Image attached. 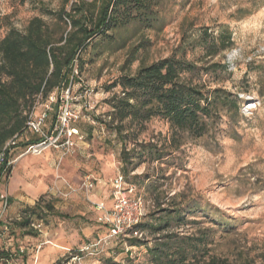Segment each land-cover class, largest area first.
<instances>
[{
    "label": "rangeland",
    "instance_id": "374dc122",
    "mask_svg": "<svg viewBox=\"0 0 264 264\" xmlns=\"http://www.w3.org/2000/svg\"><path fill=\"white\" fill-rule=\"evenodd\" d=\"M79 1L0 0V40L34 17L52 25L49 14L70 13ZM104 2L87 0L96 15ZM222 33L232 34L227 49L219 43ZM172 58L192 62L198 82L238 101L202 138L176 133L160 117L121 122L113 115L115 98H125L123 77ZM76 64L73 82L37 98L57 101L49 128L61 93L70 90L80 114L70 147L27 154L37 140L29 134L8 152L12 165L0 178V194L9 196L11 208L0 221V253L10 257L0 264H153L149 249L175 232L176 221L157 233L143 227L141 237L126 241L109 238L94 209L95 192L83 187L119 174L147 203L144 224L159 225L161 211L180 204L186 222L176 232L212 228L218 257L264 264V0H147L130 19L121 12Z\"/></svg>",
    "mask_w": 264,
    "mask_h": 264
},
{
    "label": "trees",
    "instance_id": "16d2710c",
    "mask_svg": "<svg viewBox=\"0 0 264 264\" xmlns=\"http://www.w3.org/2000/svg\"><path fill=\"white\" fill-rule=\"evenodd\" d=\"M146 2L105 0L96 15V5L81 0L73 4L70 13L63 10L49 14L55 19L52 25L41 17H34L24 30L9 29L0 40V152L15 136H26L29 114L38 97L46 98L75 80L73 69L87 43L105 33L117 22L121 12L130 19L133 11H138ZM66 21H70L69 32ZM219 43L221 49L229 48L232 34L226 37L222 33ZM213 47L215 49L216 44ZM76 67L80 73L78 64ZM196 71L192 62L175 58L141 66L135 75L120 80L125 98H115L113 115L121 122L127 119L144 122L160 117L169 122L176 133H187L194 139L204 137L215 126L221 112L231 107L237 109L238 101L222 89H208L198 82ZM182 208L179 204L173 210H162L164 216L159 225L144 224L145 216L137 227L139 233H143V227L157 233L162 224L169 227L171 221H176L175 232L166 236L165 241L160 238L154 248L149 249L153 264H235L214 253L216 231L212 228L176 232L186 222ZM9 257L0 253V258Z\"/></svg>",
    "mask_w": 264,
    "mask_h": 264
},
{
    "label": "built area",
    "instance_id": "2783aa9c",
    "mask_svg": "<svg viewBox=\"0 0 264 264\" xmlns=\"http://www.w3.org/2000/svg\"><path fill=\"white\" fill-rule=\"evenodd\" d=\"M77 74L76 64L73 69ZM63 89V88H62ZM40 98V97H39ZM74 98L70 90L61 93L60 102L55 121L46 128L52 112V106L57 103L55 97H50L45 103L36 102L29 114L25 135L37 137L34 143H28L26 153L40 155L49 148L67 150L79 131L74 127L80 119V114L74 108ZM20 138L15 136L0 152V178L6 175L12 162L9 161L8 152L19 144ZM99 181L86 180L83 187L92 190ZM108 185L111 188L112 206L108 207L103 202H94V209L101 215V222L107 228L109 238H134L141 237L142 233L137 227L146 216L144 199L136 194V186L128 183L121 174L112 179ZM11 208V200L7 194H0V221ZM33 228L40 230L42 224H33Z\"/></svg>",
    "mask_w": 264,
    "mask_h": 264
},
{
    "label": "crops",
    "instance_id": "0c3cea01",
    "mask_svg": "<svg viewBox=\"0 0 264 264\" xmlns=\"http://www.w3.org/2000/svg\"><path fill=\"white\" fill-rule=\"evenodd\" d=\"M46 128H48V126H46ZM91 191L95 192L93 195L94 202H103L108 207L112 206L111 188L108 183L97 184Z\"/></svg>",
    "mask_w": 264,
    "mask_h": 264
}]
</instances>
